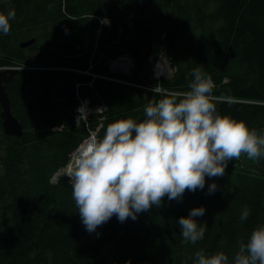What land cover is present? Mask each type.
I'll use <instances>...</instances> for the list:
<instances>
[{
	"label": "trees",
	"instance_id": "trees-1",
	"mask_svg": "<svg viewBox=\"0 0 264 264\" xmlns=\"http://www.w3.org/2000/svg\"><path fill=\"white\" fill-rule=\"evenodd\" d=\"M114 3L99 8L101 0H0V13H16L9 33H0L1 65L26 61V49H31L44 54L41 60L34 58L37 61L71 69L20 70L7 84L23 134L6 135L0 116V151L5 146L0 153V264H192L190 257L199 249L207 254L223 250L231 258L238 241H246L254 227L264 223V159L254 162L242 153L229 161L223 177H206L203 190H185L179 202L165 196L159 207L138 214L136 220L121 223L114 215L95 232L86 231L69 178L60 170L98 129L99 121L91 115L77 124L76 96L77 108H69L55 96L56 89L70 77L92 105H108L100 137L114 121L143 120L144 106L154 100L143 89L108 79L96 78L88 85L92 77L81 71L89 68L95 29L103 27L95 16L112 13L114 21L112 32L99 37L93 72L140 80L151 71L144 75L138 65L154 66L165 44L177 67L173 79L162 82L165 89L189 90L192 72L199 68L212 78L213 95L229 98L215 104L221 116L244 121L250 130H264V0ZM117 25L123 30L110 43ZM32 38L34 44L20 47ZM124 53L137 61L131 77L114 75L108 65L109 59ZM182 56L187 58L184 66ZM213 182L218 189L208 194ZM200 206L206 209L197 218L207 225L204 239L195 245L182 243L177 220ZM245 207L250 214L241 221Z\"/></svg>",
	"mask_w": 264,
	"mask_h": 264
},
{
	"label": "clouds",
	"instance_id": "clouds-1",
	"mask_svg": "<svg viewBox=\"0 0 264 264\" xmlns=\"http://www.w3.org/2000/svg\"><path fill=\"white\" fill-rule=\"evenodd\" d=\"M15 15V9L0 13V33H9ZM192 75L189 90L150 89L160 99L144 106L143 120L114 121L102 137L92 133L75 149L67 175L87 232H95L114 215L121 223L136 220L138 214L159 207L165 196L179 202L185 190H203L206 177H223L229 161L242 153L254 162L264 159V130H250L244 121L221 116L213 103L212 78L199 68ZM77 111L79 120L86 121L84 106ZM217 189L211 183L208 194ZM205 211L195 207L177 220L182 243L195 245L204 239L207 225L197 218ZM249 214L245 207L240 220ZM190 259L192 264H264V223L255 226L246 241H238L231 258L223 250L207 254L199 249Z\"/></svg>",
	"mask_w": 264,
	"mask_h": 264
},
{
	"label": "rangeland",
	"instance_id": "rangeland-1",
	"mask_svg": "<svg viewBox=\"0 0 264 264\" xmlns=\"http://www.w3.org/2000/svg\"><path fill=\"white\" fill-rule=\"evenodd\" d=\"M91 3L93 2V3H95L96 2V0H89ZM114 2H118V0H101V5L99 6V8H101L102 6H103V4L104 5H114L115 3ZM108 7H110V6H108ZM96 15V14H95ZM113 14L112 13H108L107 15H105V16H95V17H97L100 21H101V24L103 25V27L102 28H97V29H95V40H94V42L92 41L91 42V47H93V51H92V55H91V57H90V55H89V57H90V63H89V68L88 69H90V67L91 66H93L94 67V63H93V58H94V60H97V59H99V58H97V55L95 54V50L99 47V45H100V40H99V37L101 36V37H103V35L105 34V32L106 31H109L110 29H112V21H114V18H113ZM95 17H94V15H90V18L91 19H95ZM96 18V19H97ZM123 28V26H119V30H118V25L116 26V32L117 33H115V31H114V35L111 37V38H109L108 39V41L110 42V43H112V41H113V39L114 40H116V39H118V36H117V34L119 35L121 32H122V29ZM197 38H198V34L197 35H195ZM104 38L105 39H107L105 36H104ZM28 40H30V39H28ZM27 41V40H26ZM24 42V41H23ZM21 44V43H20ZM21 47V46H20ZM22 48V47H21ZM162 48H163V46H160V48H159V51H158V59L162 56V55H164L163 54V52H161L162 51ZM37 54V51H35V50H31V49H26V55H27V62H24V61H22V62H18V64L19 65H22L23 66V68L25 69V70H27V69H41V70H47V71H50V70H56V69H64V68H69V67H58V66H53V65H50V64H48L46 61L45 62H42V61H37L36 59H34L35 57H34V55H36ZM126 54H128V53H124V54H120V55H118L117 57H114V58H111V59H117V58H119V57H121V56H124V55H126ZM169 56V55H168ZM41 57H43V56H41ZM131 57V56H130ZM164 57V56H163ZM132 58V57H131ZM170 58V57H169ZM111 59H109L108 60V63H109V61L111 60ZM133 59V58H132ZM158 59H157V61H158ZM186 56H182L181 57V60H180V62H181V64L184 66L185 64H186ZM34 60H36V61H34ZM134 60V59H133ZM169 60V59H168ZM135 61V60H134ZM157 61H156V63H157ZM137 62V61H136ZM135 62V63H136ZM162 62V61H161ZM155 63V64H156ZM16 64V63H15ZM109 65V64H108ZM137 65V64H136ZM139 66V71H141L144 75H147V74H149V72L151 71V70H153V67L155 66H152V67H150L149 69H147V68H142L141 66H140V64L138 65ZM138 66H137V68H138ZM10 67V64H7V65H1L0 64V70H6V69H8ZM29 67V68H28ZM170 67L172 68V74L169 76L168 74L166 75L167 77L166 78H164V79H162V82L163 81H165V80H167V81H171L172 79H173V76H174V74H175V72L177 71V67L174 65V63L172 62V60H171V63H170ZM17 69V68H16ZM58 70V71H59ZM92 70V69H91ZM62 71V70H61ZM93 71V70H92ZM135 73H136V71H135ZM92 77V76H91ZM131 77V76H130ZM13 78V77H12ZM96 79V78H95ZM93 77L92 78H90V80H89V82H94V80H95ZM100 79H103V78H100ZM141 79V78H140ZM153 79V78H152ZM132 81H134V82H136V81H138V80H132ZM155 81L156 82H158L159 83V80L158 79H155ZM131 86V85H130ZM132 87H134V88H140V89H143V90H145V95H147L148 96V94L149 93H151V97H152V99H154L155 100V98H156V96L157 95H155V94H153V92L152 91H150V89H148V90H146V89H144V88H142V87H140V86H132ZM168 90H170V91H174V89H170V88H167ZM74 91H75V88H74ZM175 92H183V90H180V91H175ZM79 94L82 96V92L80 91V89H79ZM83 98H86V99H88L89 100V107H90V109H91V113H92V116H94L95 118H93L95 121H99V127H98V129H96L95 131H93V133H95L96 135H98L99 134V128H100V126H102V122H103V120L105 119V115L109 112L108 111V105L106 104V103H104V102H102V104H98V105H92L91 104V102H90V99L89 98H87V97H83ZM221 100H229V98L227 99V98H224V97H218V96H215V99L213 100V103H217L218 101H221ZM103 105H106V109L104 110V109H99V107L100 106H103ZM80 105H78L77 107H79ZM76 107V108H77ZM99 109V110H98ZM98 111H99V113H98ZM105 114V115H104ZM64 126V125H63ZM58 129H61V127H58ZM88 139V137L87 138H85L84 140H83V142L82 143H84L86 140ZM81 143V144H82ZM4 147L5 146H2V150L0 151V153L2 154L4 151H3V149H4ZM75 150L70 154V159H69V161L70 162H72V160H74V156H75ZM72 157V158H71ZM68 161V163L65 165V169L67 168V166L69 165V162ZM64 168L62 169L61 168V170H64ZM63 175V174H62ZM64 176H66V175H64ZM66 177H68V176H66Z\"/></svg>",
	"mask_w": 264,
	"mask_h": 264
},
{
	"label": "built area",
	"instance_id": "built-area-1",
	"mask_svg": "<svg viewBox=\"0 0 264 264\" xmlns=\"http://www.w3.org/2000/svg\"><path fill=\"white\" fill-rule=\"evenodd\" d=\"M161 52H163V54H164L162 56H165L167 59H169V61L171 63V60H170V58L168 56V52H167V46L165 44L163 45V48H162V51ZM159 59H158L157 63L155 64V66L153 67V70H151V75L150 76L142 77L140 80H138L136 82L129 81V80H125V79H121V78H117L115 76H109V75H105V74H101V73H95V72H93L91 70L93 66H91L90 69L83 70L81 72L82 73H86V74L92 76L94 79L95 78L108 79V80H112V81H116V82H121V83H124V84H127V85H131V86H140V87L148 90V89H152L156 85L157 86H162V79H164V78L167 77L165 75V73H163V72H161V74L159 76L156 75V70L158 68H161L162 70L165 69V64L160 65ZM108 64H109L110 71L114 75H119L120 74V75H123V76H126V77H130V76H132V74L135 71L138 70L135 61L128 54H126L124 56H121V57H119L117 59H111ZM11 68L12 69H16L17 68L18 71L25 70L23 68V66L22 65H19V64H10V67L8 69H11ZM64 69L71 70L70 68H64ZM28 70H39V69H27L25 71H28ZM73 70H76V69H73ZM155 79H158L159 80V83L156 82ZM88 85H91L92 86L93 83L92 82H89ZM79 86H80L79 83L75 85V96H76V99L78 101V105H80V106L83 105L84 106V111H85V114H86V117H87L86 121H83V120L81 121V120H79V113H78V111L76 112V114H75V121H76V123L81 124L83 122L89 121L90 116L92 115V113L90 112L91 109L89 107V100L86 99V98H83L79 94ZM106 108H107L106 105H103V106H100L99 107L100 110L101 109H104L105 110Z\"/></svg>",
	"mask_w": 264,
	"mask_h": 264
},
{
	"label": "water",
	"instance_id": "water-1",
	"mask_svg": "<svg viewBox=\"0 0 264 264\" xmlns=\"http://www.w3.org/2000/svg\"><path fill=\"white\" fill-rule=\"evenodd\" d=\"M112 30V29H111ZM110 30V32H112ZM36 41V38L21 42L20 46L25 48L31 46ZM43 56V57H41ZM36 59L41 60L44 58V54H37ZM18 72V69H6L0 70V116L3 121V129L6 135L20 137L23 134V126L19 119L14 116L11 108V101L7 91V84L12 80V77ZM55 96L65 101V104L69 108L76 107L75 91L73 87L72 78H66L56 89ZM151 97V93L148 94Z\"/></svg>",
	"mask_w": 264,
	"mask_h": 264
},
{
	"label": "bare ground",
	"instance_id": "bare-ground-1",
	"mask_svg": "<svg viewBox=\"0 0 264 264\" xmlns=\"http://www.w3.org/2000/svg\"><path fill=\"white\" fill-rule=\"evenodd\" d=\"M162 61V62H161ZM159 63H160V65H162V64H165V69H161V68H158L157 70H156V75L157 76H159L160 74H161V72H163V73H165V75H171L172 74V68L170 67V61L164 56H162L160 59H159ZM74 162V160H72V162H70L69 163V165L67 166V168L65 169L64 168V170H60V173H62L63 175H66V176H68L67 175V173L69 172V170H70V165L72 164Z\"/></svg>",
	"mask_w": 264,
	"mask_h": 264
},
{
	"label": "flooded vegetation",
	"instance_id": "flooded-vegetation-1",
	"mask_svg": "<svg viewBox=\"0 0 264 264\" xmlns=\"http://www.w3.org/2000/svg\"><path fill=\"white\" fill-rule=\"evenodd\" d=\"M24 62H27V60H26V61H24Z\"/></svg>",
	"mask_w": 264,
	"mask_h": 264
}]
</instances>
